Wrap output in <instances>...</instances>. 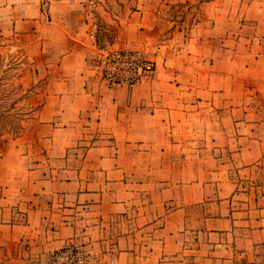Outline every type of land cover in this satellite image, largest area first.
<instances>
[{"label": "crops", "instance_id": "obj_1", "mask_svg": "<svg viewBox=\"0 0 264 264\" xmlns=\"http://www.w3.org/2000/svg\"><path fill=\"white\" fill-rule=\"evenodd\" d=\"M0 33L43 82L0 137V264H264V0H0ZM129 43L156 71L110 87L97 53Z\"/></svg>", "mask_w": 264, "mask_h": 264}, {"label": "built area", "instance_id": "obj_2", "mask_svg": "<svg viewBox=\"0 0 264 264\" xmlns=\"http://www.w3.org/2000/svg\"><path fill=\"white\" fill-rule=\"evenodd\" d=\"M97 64L102 78L110 87L126 85L132 88L146 78L153 77L156 61L152 54L134 43L119 48L100 47ZM103 258L98 251L87 248L85 243L66 242L50 251L44 264H102ZM114 264L113 257L106 261Z\"/></svg>", "mask_w": 264, "mask_h": 264}, {"label": "rangeland", "instance_id": "obj_3", "mask_svg": "<svg viewBox=\"0 0 264 264\" xmlns=\"http://www.w3.org/2000/svg\"><path fill=\"white\" fill-rule=\"evenodd\" d=\"M111 1L116 3V0ZM93 21L99 22L100 20L93 15ZM95 27L97 29L99 26L96 24ZM102 30L103 29L100 28L97 31L98 33H101L100 31ZM95 39L98 40L96 37ZM134 44L143 48L140 44ZM33 62L34 60L28 57L21 47L16 45L14 39L7 38L0 33V103L4 102V104H0V111L2 114L20 117L22 114L24 115L27 110L31 109V105L38 103L42 96V81H37L35 85L31 86V90L27 91L25 87L20 86L22 85L20 83L22 69L24 66L31 65ZM8 130V128L4 129L6 132H8ZM6 135L9 134H5V136ZM229 155V152L226 151L219 154L221 163L225 168H228V170L232 169L228 163H233L231 161V156ZM257 165V167L256 165L253 167L255 177L254 182L257 185H261L260 182L264 175L259 164ZM260 250L261 247H259V251Z\"/></svg>", "mask_w": 264, "mask_h": 264}, {"label": "trees", "instance_id": "obj_4", "mask_svg": "<svg viewBox=\"0 0 264 264\" xmlns=\"http://www.w3.org/2000/svg\"><path fill=\"white\" fill-rule=\"evenodd\" d=\"M20 86L22 87V85ZM27 90H31V87L26 88V91ZM0 104H4V102L3 103L1 102ZM39 105H40L39 102L35 105H31V109L27 110L25 114L24 115L22 114V116L20 117L5 115L2 114L0 111V137L5 136V134L17 135L22 128L23 122L34 116ZM6 128L9 129L8 132L4 131V129Z\"/></svg>", "mask_w": 264, "mask_h": 264}]
</instances>
